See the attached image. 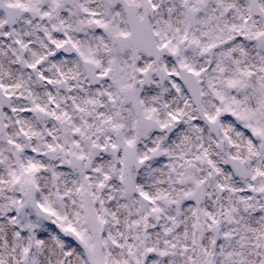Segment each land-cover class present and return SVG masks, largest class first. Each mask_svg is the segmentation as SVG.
Instances as JSON below:
<instances>
[{
  "label": "snow or ice",
  "instance_id": "obj_1",
  "mask_svg": "<svg viewBox=\"0 0 264 264\" xmlns=\"http://www.w3.org/2000/svg\"><path fill=\"white\" fill-rule=\"evenodd\" d=\"M0 264H264V0H0Z\"/></svg>",
  "mask_w": 264,
  "mask_h": 264
}]
</instances>
